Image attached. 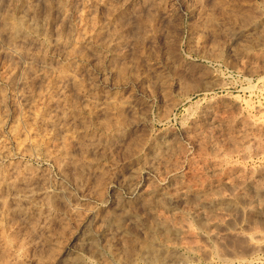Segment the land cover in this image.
Wrapping results in <instances>:
<instances>
[{
	"label": "rangeland",
	"instance_id": "obj_1",
	"mask_svg": "<svg viewBox=\"0 0 264 264\" xmlns=\"http://www.w3.org/2000/svg\"><path fill=\"white\" fill-rule=\"evenodd\" d=\"M0 264H264V0H0Z\"/></svg>",
	"mask_w": 264,
	"mask_h": 264
}]
</instances>
